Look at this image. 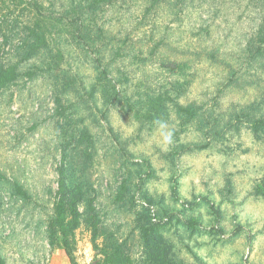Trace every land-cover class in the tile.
<instances>
[{
  "label": "rangeland",
  "instance_id": "374dc122",
  "mask_svg": "<svg viewBox=\"0 0 264 264\" xmlns=\"http://www.w3.org/2000/svg\"><path fill=\"white\" fill-rule=\"evenodd\" d=\"M37 1L39 11L19 17L15 0L0 2V25L36 16L62 29L50 52L20 66L36 76L0 95L5 263L71 264L47 238L66 159L80 211L91 205L131 264L143 260L139 227L152 219L163 224L171 264H264V132L250 128L264 119V56L246 50L264 17L261 1L163 0L152 9L146 0H117L80 25L91 40L76 32L86 0ZM13 45L0 38V56L12 59ZM47 58L51 67H33ZM146 94L165 99L171 145L141 113ZM72 254L76 264H97L84 224Z\"/></svg>",
  "mask_w": 264,
  "mask_h": 264
},
{
  "label": "trees",
  "instance_id": "16d2710c",
  "mask_svg": "<svg viewBox=\"0 0 264 264\" xmlns=\"http://www.w3.org/2000/svg\"><path fill=\"white\" fill-rule=\"evenodd\" d=\"M6 0H0L2 6L5 5ZM163 0H146L147 8H154L162 3ZM264 6V0H260ZM117 0H86L78 6V13L80 19L75 23H79L76 27L77 33H82L80 25L85 27L84 21L90 18L91 13L99 6H108L116 3ZM14 9L19 10V16L25 10H32L35 8L39 11L37 0H15ZM262 6V7H263ZM264 8V7H263ZM1 11V10H0ZM13 12V11H12ZM11 12V13H12ZM5 24L4 22H2ZM74 22L70 23L72 25ZM0 25V38L3 47L12 45V59H5L0 56V95L13 86L17 85V81L21 77H27L32 80L36 73L29 71L23 74L20 71V66L30 61H38L41 59L43 53L52 50V41L57 43L55 35L60 38L61 32L58 25H52L48 19L39 17H30L27 22L20 21L17 17L12 20L10 25ZM63 28V27H62ZM59 31V32H58ZM57 32V34H56ZM84 35V34H83ZM54 37L53 40H50ZM90 39L91 35H84L81 37ZM91 40V39H90ZM247 52L255 57L259 55L264 56V17L257 29L250 36L249 41L246 42ZM62 55L61 50L58 51ZM38 59V60H37ZM57 64V61L54 62ZM52 66V59H43L38 65H33L34 68L42 70L38 66ZM45 68V67H44ZM46 70V69H45ZM67 82V79L63 80ZM56 114L64 115L65 106L61 96L55 98ZM140 110L143 116L149 119H162L165 115V99L161 95L152 96L146 94L138 100ZM180 112L192 115L190 108H179ZM251 131L258 135L264 132V119H255L250 125ZM68 161L63 159V165L59 171L58 188L55 195L54 204L52 207V215L47 223V238L51 246H57L63 249L71 264H76L72 254V246L74 242L76 230L84 224L91 235V242L93 249L96 252L97 264H131L130 255L124 249V246L119 243V240L113 235H108L97 221L98 215L94 212L91 205L87 206L85 212L80 211V201L76 199L74 192L69 187L67 182V168ZM15 194L24 200L29 199V195L22 187L15 185ZM259 193L264 194V178L261 181ZM147 211V210H146ZM148 212V211H147ZM87 214V217L83 214ZM92 215V216H91ZM153 222V221H152ZM162 222L155 221L151 225H140L139 233L143 249V260L141 264H171L170 248L163 238L161 233ZM100 240V241H99ZM0 264H6L0 256Z\"/></svg>",
  "mask_w": 264,
  "mask_h": 264
},
{
  "label": "clouds",
  "instance_id": "9594fccd",
  "mask_svg": "<svg viewBox=\"0 0 264 264\" xmlns=\"http://www.w3.org/2000/svg\"><path fill=\"white\" fill-rule=\"evenodd\" d=\"M157 126V131L161 137V141L165 146L171 145L173 143V132L170 129L168 123L164 120L158 119L154 121Z\"/></svg>",
  "mask_w": 264,
  "mask_h": 264
},
{
  "label": "built area",
  "instance_id": "2783aa9c",
  "mask_svg": "<svg viewBox=\"0 0 264 264\" xmlns=\"http://www.w3.org/2000/svg\"><path fill=\"white\" fill-rule=\"evenodd\" d=\"M153 222H155V219H152Z\"/></svg>",
  "mask_w": 264,
  "mask_h": 264
}]
</instances>
